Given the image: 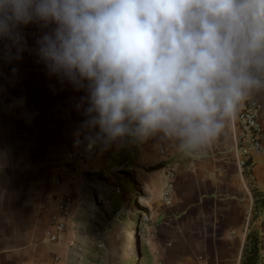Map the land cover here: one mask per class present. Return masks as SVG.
Wrapping results in <instances>:
<instances>
[{
  "label": "crops",
  "instance_id": "1",
  "mask_svg": "<svg viewBox=\"0 0 264 264\" xmlns=\"http://www.w3.org/2000/svg\"><path fill=\"white\" fill-rule=\"evenodd\" d=\"M41 34L34 25L23 29L27 49L18 59L15 49L8 59L0 46V264L77 258L96 229L95 185L101 184L102 211L110 210L113 187L124 181L130 187L131 176L143 205L137 264H241L250 235L258 241L256 264H264V98H255L262 149L247 157L237 118L206 150L188 157L161 154L150 144L89 147L78 108L85 94L49 76L34 51ZM70 151L86 160L66 171ZM170 167L172 191L164 202ZM64 193L72 204L61 237L52 242L48 233L61 218L57 202Z\"/></svg>",
  "mask_w": 264,
  "mask_h": 264
},
{
  "label": "clouds",
  "instance_id": "2",
  "mask_svg": "<svg viewBox=\"0 0 264 264\" xmlns=\"http://www.w3.org/2000/svg\"><path fill=\"white\" fill-rule=\"evenodd\" d=\"M83 92L89 147L188 157L264 98V0H0V46Z\"/></svg>",
  "mask_w": 264,
  "mask_h": 264
},
{
  "label": "rangeland",
  "instance_id": "3",
  "mask_svg": "<svg viewBox=\"0 0 264 264\" xmlns=\"http://www.w3.org/2000/svg\"><path fill=\"white\" fill-rule=\"evenodd\" d=\"M96 179L98 182L101 181L99 178ZM127 181L131 182L130 187L123 186L125 181L113 187L112 209L105 211H102L101 184L95 185L98 193L96 202L99 206L97 218H103L104 221L98 222L96 218L93 241L85 246L77 258L74 255L67 259L63 258V264H137L140 255L138 226L142 218L143 205L140 193L133 191V177L127 178ZM104 228L110 231L103 232Z\"/></svg>",
  "mask_w": 264,
  "mask_h": 264
},
{
  "label": "built area",
  "instance_id": "4",
  "mask_svg": "<svg viewBox=\"0 0 264 264\" xmlns=\"http://www.w3.org/2000/svg\"><path fill=\"white\" fill-rule=\"evenodd\" d=\"M260 109V104L254 98L246 102L245 106L240 110L237 115V122L242 130V136L240 142H243V145L240 146L241 155L244 157L249 156L251 151H260L262 149L260 141V126L257 121V112ZM94 153L92 148L91 154ZM161 154L165 153V150H160ZM86 160L85 156L78 154L75 151H70L63 158L62 166L64 170H69V165L74 164L80 166ZM240 164H243V161H240ZM168 181L164 186L162 192V199L164 202H169L171 191H172V181L174 179V170L170 167L166 171ZM57 181V180H56ZM72 204V197L69 193H64L57 202V211L60 219H55L52 227V231L48 233V239L52 242L57 241L65 228V223L63 218H65L70 210ZM262 224L264 226V216L262 218ZM261 248H264V237L259 242Z\"/></svg>",
  "mask_w": 264,
  "mask_h": 264
},
{
  "label": "trees",
  "instance_id": "5",
  "mask_svg": "<svg viewBox=\"0 0 264 264\" xmlns=\"http://www.w3.org/2000/svg\"><path fill=\"white\" fill-rule=\"evenodd\" d=\"M258 241L255 235H250V247L244 250L241 264H256L259 257Z\"/></svg>",
  "mask_w": 264,
  "mask_h": 264
},
{
  "label": "bare ground",
  "instance_id": "6",
  "mask_svg": "<svg viewBox=\"0 0 264 264\" xmlns=\"http://www.w3.org/2000/svg\"><path fill=\"white\" fill-rule=\"evenodd\" d=\"M131 239H133L132 234H131Z\"/></svg>",
  "mask_w": 264,
  "mask_h": 264
}]
</instances>
